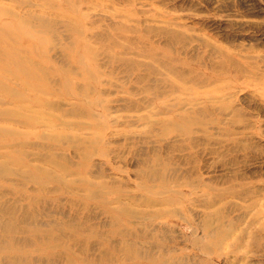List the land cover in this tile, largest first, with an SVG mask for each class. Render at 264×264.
Returning a JSON list of instances; mask_svg holds the SVG:
<instances>
[{"label":"rangeland","instance_id":"374dc122","mask_svg":"<svg viewBox=\"0 0 264 264\" xmlns=\"http://www.w3.org/2000/svg\"><path fill=\"white\" fill-rule=\"evenodd\" d=\"M0 264H264V0H0Z\"/></svg>","mask_w":264,"mask_h":264}]
</instances>
